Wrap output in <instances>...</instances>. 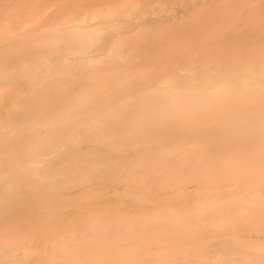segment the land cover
<instances>
[{
  "label": "bare ground",
  "instance_id": "6f19581e",
  "mask_svg": "<svg viewBox=\"0 0 264 264\" xmlns=\"http://www.w3.org/2000/svg\"><path fill=\"white\" fill-rule=\"evenodd\" d=\"M111 4L32 26L0 4V264H264L261 43L217 70L188 74L197 48L98 72Z\"/></svg>",
  "mask_w": 264,
  "mask_h": 264
},
{
  "label": "rangeland",
  "instance_id": "374dc122",
  "mask_svg": "<svg viewBox=\"0 0 264 264\" xmlns=\"http://www.w3.org/2000/svg\"><path fill=\"white\" fill-rule=\"evenodd\" d=\"M87 1L0 0V4L5 3V7L13 13L12 21L27 14L26 17L29 18L27 26H32L34 14L42 6L45 7L44 14L40 16L37 24L45 19L47 25L62 21L70 14L81 11L90 4ZM93 1L91 4L96 3L89 5L92 6L91 9H95L99 4L112 3L111 6L120 11L119 15L100 18L107 22V25L100 30L98 37L92 39V49H100L98 50L100 56L88 66L98 72L107 67L117 66L126 70L123 75H142L143 72L167 73L171 70L178 53L183 50L190 52L197 48L215 50L214 54L204 58L200 52L193 55L192 61L186 66L190 69L188 74H193L198 69L199 60L212 61V65L216 63L213 68L217 70V66L224 61H228L229 66L232 64L231 60L243 62L248 59L255 62L256 43H261L260 48L264 49L262 48L264 0ZM47 14L48 16L51 14L48 21L45 18ZM141 23L153 25L141 27L122 39L117 40L115 37L118 31ZM249 28H254L256 33L247 35L245 31ZM88 44L89 42H85L82 46L86 47ZM104 48L107 50L103 51ZM234 51L236 52L233 53ZM185 72L187 73L186 70H182L180 74L183 75Z\"/></svg>",
  "mask_w": 264,
  "mask_h": 264
}]
</instances>
